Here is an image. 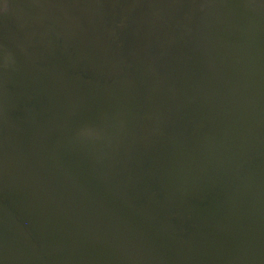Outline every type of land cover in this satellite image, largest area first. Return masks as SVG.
<instances>
[{
  "label": "water",
  "instance_id": "95a60500",
  "mask_svg": "<svg viewBox=\"0 0 264 264\" xmlns=\"http://www.w3.org/2000/svg\"><path fill=\"white\" fill-rule=\"evenodd\" d=\"M4 5L0 264H264V0Z\"/></svg>",
  "mask_w": 264,
  "mask_h": 264
},
{
  "label": "flooded vegetation",
  "instance_id": "af4514ba",
  "mask_svg": "<svg viewBox=\"0 0 264 264\" xmlns=\"http://www.w3.org/2000/svg\"><path fill=\"white\" fill-rule=\"evenodd\" d=\"M5 2V5H4V13L1 14V17L3 19H1L2 21H4L6 24H10V25H13V15L11 13V9H10V0H4ZM43 34L39 31L37 32V38H38V41H41L42 39H44V45L47 44V40L45 37L42 36ZM46 55L48 56V58L51 57V54L50 52L46 51ZM26 109H27V105L23 106L20 108V111H19V115L20 117H23L25 116V112H26ZM12 110V109H11ZM15 110V109H13ZM14 113H7L6 115L11 117Z\"/></svg>",
  "mask_w": 264,
  "mask_h": 264
},
{
  "label": "snow or ice",
  "instance_id": "6c2138e0",
  "mask_svg": "<svg viewBox=\"0 0 264 264\" xmlns=\"http://www.w3.org/2000/svg\"><path fill=\"white\" fill-rule=\"evenodd\" d=\"M88 134H90V133L87 129L83 130V135H88Z\"/></svg>",
  "mask_w": 264,
  "mask_h": 264
},
{
  "label": "clouds",
  "instance_id": "9594fccd",
  "mask_svg": "<svg viewBox=\"0 0 264 264\" xmlns=\"http://www.w3.org/2000/svg\"><path fill=\"white\" fill-rule=\"evenodd\" d=\"M80 135H83V131L80 133Z\"/></svg>",
  "mask_w": 264,
  "mask_h": 264
}]
</instances>
